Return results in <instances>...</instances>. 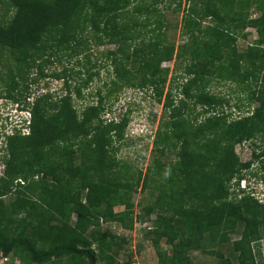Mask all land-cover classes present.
I'll list each match as a JSON object with an SVG mask.
<instances>
[{
  "label": "trees",
  "instance_id": "obj_1",
  "mask_svg": "<svg viewBox=\"0 0 264 264\" xmlns=\"http://www.w3.org/2000/svg\"><path fill=\"white\" fill-rule=\"evenodd\" d=\"M187 3L179 18L182 0H0V97L25 101L31 114L29 133L15 128L2 147L0 259L132 264L118 260L128 241L117 230L136 219L151 223L138 253L146 240L169 245L159 264H194V251L220 264H264V199L241 186L264 156V0ZM179 20L187 39L176 44L168 33ZM249 27L258 36L247 42ZM104 45L115 48L92 59ZM172 60L166 92L171 70L162 64ZM103 66L112 70L110 88L87 100ZM46 78L62 79L65 93L32 100L29 85ZM222 83L243 93L236 106L245 113L226 112L229 100L212 89ZM124 86L150 88L163 103L145 174L127 172L117 156L130 112L105 117ZM242 142L252 148L248 161L236 152ZM156 178L165 180L159 190L150 184ZM139 185L152 194L136 204Z\"/></svg>",
  "mask_w": 264,
  "mask_h": 264
},
{
  "label": "rangeland",
  "instance_id": "obj_2",
  "mask_svg": "<svg viewBox=\"0 0 264 264\" xmlns=\"http://www.w3.org/2000/svg\"><path fill=\"white\" fill-rule=\"evenodd\" d=\"M187 0H182V6L179 13V18L181 17L184 9L187 8ZM176 5V4H175ZM132 7V6H131ZM130 9V8H129ZM174 9V5L172 6ZM172 11V10H171ZM174 12V10L172 11ZM208 22V21H207ZM181 21H173V26L170 27L169 39L174 40L176 44L183 43L186 41V36L182 34L181 31ZM245 32H250L249 39H255L258 36L256 29L249 27ZM242 41L245 44L246 41ZM108 48H115L114 45L101 46L94 49V55L92 59H96L101 52H105ZM101 64H106L103 59L100 60ZM174 61H165L162 66L170 68L169 80L166 85V92L170 87L169 84L171 78L176 74L174 69ZM70 65H73L71 63ZM61 65H54L52 69L61 70ZM78 68V67H77ZM96 70V69H95ZM36 71V70H35ZM48 71V70H47ZM100 75H96L92 83L88 88L85 89V94L87 100L96 99V93L98 90L107 91L110 87V82L114 79L112 75L111 67L103 66L100 70ZM180 72V69L179 71ZM33 75H37L36 73ZM32 75V76H33ZM49 80L48 86L45 83ZM109 83H108V82ZM29 82V81H28ZM26 84V82H25ZM64 81L62 79H40V81L34 85H29V91H31V98L37 96L46 91L54 92V94L62 95L65 93L63 88ZM106 85V86H105ZM24 86V85H23ZM5 84L0 81V92H5ZM213 90L217 91L219 95L226 97L229 103H225L224 109L227 113L232 114V117H236L239 114L245 113V109L239 110L236 104L241 102V98L244 97L243 93L237 90V87L230 83H222L221 85H215L212 87ZM56 92V93H55ZM86 100V101H87ZM86 101L78 99L77 102L79 106L85 104ZM112 102V112L105 115L106 118L111 119L114 116H118L120 113L130 112V122L126 129L125 140L119 145L117 150V156L122 161V165L125 166L127 172L139 173L142 171L145 174L148 166H153L154 158L152 157V151L155 147V137L160 124L163 121V103L158 101L154 96V91L152 89L140 90L136 87L124 86L120 91L114 92L111 97ZM243 103L245 102L242 101ZM25 101L17 102L13 101L7 97H0V157L2 156V147L5 145L6 135L15 132V128H22L23 133H27V112L22 111ZM81 109V108H80ZM201 109V108H200ZM199 109V110H200ZM248 110V109H247ZM236 152L239 154L241 160L248 161L253 156L252 148L250 142H242L236 145ZM257 152H261V148L257 149ZM264 160V156L256 159L250 166L251 173H248V177L242 181L241 186L247 188V192H252L256 194L259 198L264 199V167L261 160ZM249 171V172H250ZM4 173V165L0 158V176ZM144 178V176H143ZM163 182L165 180L154 179L150 182L152 186H158V190L162 188ZM158 190H154V195L158 193ZM152 190L147 189L142 190V185H139L135 192L133 193V200L137 204L140 201L143 203L147 202L146 196L151 197ZM14 199V195L8 194L5 196L6 202H11ZM117 210H122L123 206L116 207ZM138 211V205L136 207ZM136 212L134 213L135 218ZM103 229H106L107 223L102 221ZM151 225L150 220L140 222L135 219L134 227L132 229H123L122 227L117 230L120 236L127 238V243L117 255L118 260L122 263H126L131 260L132 264H159V251L169 248V245L165 242V238L160 240L159 245H152L151 241L144 243L141 248V254L138 253V242L145 235L147 228ZM113 229L116 230V226L113 225ZM232 237L235 239L239 235L234 234ZM208 242V237L205 239ZM225 254H229L230 248L228 246L222 249ZM194 264H220L218 257L204 253L202 251H194L191 253ZM0 264H9L7 261H1ZM66 264V263H63ZM102 264V263H99Z\"/></svg>",
  "mask_w": 264,
  "mask_h": 264
},
{
  "label": "clouds",
  "instance_id": "obj_3",
  "mask_svg": "<svg viewBox=\"0 0 264 264\" xmlns=\"http://www.w3.org/2000/svg\"><path fill=\"white\" fill-rule=\"evenodd\" d=\"M23 109V108H22ZM22 111H26L27 112V114H28V116H27V121H28V124H29V122H30V119H31V114H30V112L28 111V110H26V109H23ZM27 124V125H28ZM27 127V126H26ZM29 133V132H28Z\"/></svg>",
  "mask_w": 264,
  "mask_h": 264
},
{
  "label": "built area",
  "instance_id": "obj_4",
  "mask_svg": "<svg viewBox=\"0 0 264 264\" xmlns=\"http://www.w3.org/2000/svg\"><path fill=\"white\" fill-rule=\"evenodd\" d=\"M1 261H6L5 258L1 259Z\"/></svg>",
  "mask_w": 264,
  "mask_h": 264
}]
</instances>
